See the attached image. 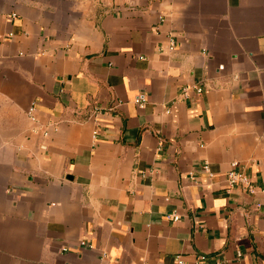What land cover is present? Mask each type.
Returning <instances> with one entry per match:
<instances>
[{
  "label": "crops",
  "instance_id": "obj_1",
  "mask_svg": "<svg viewBox=\"0 0 264 264\" xmlns=\"http://www.w3.org/2000/svg\"><path fill=\"white\" fill-rule=\"evenodd\" d=\"M178 261L264 264V0H0V264Z\"/></svg>",
  "mask_w": 264,
  "mask_h": 264
},
{
  "label": "built area",
  "instance_id": "obj_2",
  "mask_svg": "<svg viewBox=\"0 0 264 264\" xmlns=\"http://www.w3.org/2000/svg\"><path fill=\"white\" fill-rule=\"evenodd\" d=\"M200 91V90H197ZM139 105L142 104V98H138L136 101ZM33 111V107H30L29 111H28V116H31V113ZM243 183V184H247V180L244 176H242L241 174H237V173H230L228 175V180L227 183L229 186L233 185L234 183ZM177 264H182L181 261H178ZM197 264V263H195Z\"/></svg>",
  "mask_w": 264,
  "mask_h": 264
}]
</instances>
